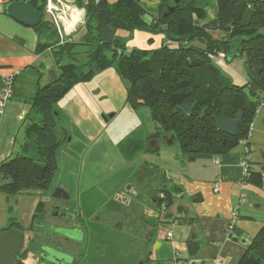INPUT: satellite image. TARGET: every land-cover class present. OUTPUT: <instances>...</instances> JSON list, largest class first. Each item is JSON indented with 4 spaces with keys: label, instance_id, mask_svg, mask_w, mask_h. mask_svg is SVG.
Instances as JSON below:
<instances>
[{
    "label": "trees",
    "instance_id": "obj_1",
    "mask_svg": "<svg viewBox=\"0 0 264 264\" xmlns=\"http://www.w3.org/2000/svg\"><path fill=\"white\" fill-rule=\"evenodd\" d=\"M45 1L31 0L32 5L42 12ZM210 1L177 0L175 3V0H161L158 14L153 16L141 7L140 0H74V4L83 10L79 42L62 43L59 38L50 39L39 42L36 52L42 53L53 47L59 58L70 56L71 50L74 54L87 52L91 64L100 61L108 65L111 60L104 52L111 48L113 56L118 58L116 71L128 82L127 99L130 105L133 108L147 107L154 123V133L147 136L148 149L156 150L157 146L153 148L149 142H159L162 137L171 138L184 154L219 156L240 145L241 155L248 166L244 178L262 186L264 166L260 171H251L247 156L253 120L264 102V98H260V93L264 92V33L261 32L264 29V0H215L217 15L212 20H206L205 8ZM169 7H173V11L168 12ZM46 26L49 30L43 14L35 28L44 32L41 35L47 31ZM118 30L161 31L167 41L153 50L133 49L125 53L117 36ZM213 32L219 37L216 38ZM71 47L74 49L69 50ZM219 52L225 54L224 61L227 63L233 60L228 61L232 54L241 52L245 55L248 83L243 86L234 84L221 73L210 58ZM60 60L57 58L60 78L42 87L37 86L33 97L26 101L31 107L24 130L26 141L21 152L0 163L1 192L50 190L56 169L54 150L59 144L52 125V103L68 88L62 77L72 74L77 79L75 72L78 69L75 63L61 64ZM224 107L227 109L225 113L222 112ZM31 112L39 116L33 117ZM242 140L246 141L245 145L240 143ZM262 155L264 157V150ZM260 164L264 165V162ZM141 171L136 177L138 182L149 176L147 168ZM156 194L152 198L157 206L169 207L172 202L170 193L164 192L163 197H160L161 193ZM47 206V202H40L36 208L43 218ZM112 212L103 211L98 217L106 220ZM115 226L120 230L123 227L119 223ZM13 227L22 231L15 222L0 229ZM152 227H144L149 238L145 240L141 264L152 262ZM227 235L231 240H239L236 222L231 234L227 231ZM20 256V252L15 256V264H21ZM238 264H264V222L247 244Z\"/></svg>",
    "mask_w": 264,
    "mask_h": 264
},
{
    "label": "rangeland",
    "instance_id": "obj_2",
    "mask_svg": "<svg viewBox=\"0 0 264 264\" xmlns=\"http://www.w3.org/2000/svg\"><path fill=\"white\" fill-rule=\"evenodd\" d=\"M208 6L205 8V19L212 20L206 13ZM45 19L49 18L45 15ZM46 21L50 26L49 30L45 27L46 32H51L52 41L57 40L59 34L55 26ZM76 24L80 27L81 23L77 20ZM261 32L264 33V29ZM213 35L219 37L216 32ZM66 36L63 41H73ZM117 36L123 43L125 53L133 49L153 50L167 41L161 31L118 30ZM76 42H79L77 37L72 43ZM71 51L68 57L59 58L57 53L54 55V58L61 59V64L73 62L78 69L75 72L77 79L72 74L62 77L68 88L52 103V125L59 144L54 150L56 169L50 190L12 194L0 191V228L12 222L18 223L23 231L24 244H28L37 233L46 230L42 213L36 212L37 206L51 199V189L60 187L69 195V208L78 211L84 224L85 240L80 247L84 257L78 264H141L140 257L146 246L144 226L154 225L156 233L161 230L162 238L167 232H171L174 241L177 237L176 225L171 221L159 222L148 194L160 185H172L167 176L165 181H161L163 171L178 168L185 155L176 142L170 143L169 138L164 137L156 150L148 149L147 136L154 133V123L147 107L133 108L130 105L127 99L128 82L118 75V58L113 56L111 48L104 52L111 60L108 65L100 61L93 65L87 52L74 54ZM220 54L224 53L211 56L221 73L234 84L243 86L248 83L245 55L227 63L224 58H219ZM60 76V70L52 67L42 76L40 86L58 80ZM245 91L249 92L248 87ZM260 98H264V92L260 93ZM226 111L224 107L222 112ZM31 113L33 117L39 116L38 113ZM249 142L252 165L263 163L264 102L255 114ZM146 160L150 165H145ZM216 160L218 163V158ZM145 168L149 176L138 182V172ZM253 186L257 187L254 184L246 185L250 190H255ZM259 189L264 194V180ZM118 209H124L126 217L110 215L106 220L96 217L103 211ZM35 214L37 218H34ZM118 223L123 225L121 230L114 228ZM181 249L186 251L187 248L182 246Z\"/></svg>",
    "mask_w": 264,
    "mask_h": 264
},
{
    "label": "crops",
    "instance_id": "obj_3",
    "mask_svg": "<svg viewBox=\"0 0 264 264\" xmlns=\"http://www.w3.org/2000/svg\"><path fill=\"white\" fill-rule=\"evenodd\" d=\"M69 1L74 4V0ZM160 4L161 0H140L141 7L153 16L158 14ZM206 13L210 19L216 17L215 0L211 1ZM67 24L69 29L73 25L72 30L70 33L62 32L60 40L63 35H69L66 37L73 40L71 43L76 37L79 41L82 23L80 27L75 20L68 21ZM40 33L44 32L22 25L8 16L4 12V3H0V74H15L11 97L0 111V163L21 152L26 141L24 130L27 115L31 109L26 101L35 94L45 72L52 67L58 69L57 58H54L55 48L49 47L42 53L36 52L39 42L51 39L49 33ZM149 145L158 147L159 142L150 141ZM239 146L219 156L184 154L178 168L163 171L161 181H165L167 176L172 185H160L155 191L151 190L148 197L156 209L159 222L171 221L177 226V237L174 241L172 234L170 238L167 237L171 232H167L162 238L161 230L156 233L155 226L152 225L151 264H238L247 244L264 222V194L259 189L261 186H253L255 190L246 187L253 184L244 178L241 167L243 156ZM249 149L250 154L251 143ZM148 163L146 160L145 165H150ZM263 166L260 163L253 166L250 160L251 171H260ZM215 187L217 191H214ZM160 192H169L172 196L169 207L157 206L154 202L152 195L155 197ZM234 209L238 210L236 229L240 237L236 241L226 235ZM112 211V215L126 217L124 209ZM98 216L99 213L96 217ZM144 238H149L148 231ZM188 243L199 246L194 255H190L187 249H181L182 246L187 248ZM95 254L96 252L93 253Z\"/></svg>",
    "mask_w": 264,
    "mask_h": 264
},
{
    "label": "flooded vegetation",
    "instance_id": "obj_4",
    "mask_svg": "<svg viewBox=\"0 0 264 264\" xmlns=\"http://www.w3.org/2000/svg\"><path fill=\"white\" fill-rule=\"evenodd\" d=\"M68 199L51 198L47 201L46 230L37 233L28 244H24L23 239L21 264H78L84 257L80 249L85 240L84 224L78 211L69 208ZM61 229L81 230L82 239L66 235Z\"/></svg>",
    "mask_w": 264,
    "mask_h": 264
},
{
    "label": "water",
    "instance_id": "obj_5",
    "mask_svg": "<svg viewBox=\"0 0 264 264\" xmlns=\"http://www.w3.org/2000/svg\"><path fill=\"white\" fill-rule=\"evenodd\" d=\"M177 0H175V3ZM173 7L168 8V12L173 11ZM4 12L14 18L22 25L28 27H35L41 20L43 12L38 10L32 5L31 0H9L4 3ZM241 52L232 54L228 57V61L241 56ZM169 142L172 143L171 138ZM51 198L54 199H68V193L60 187L53 190ZM62 233L72 237L82 239L81 230H64ZM23 233L18 228H10L7 230L0 229V264H15L14 258L20 252L23 245ZM199 246L196 244L188 243L187 251L190 255H194Z\"/></svg>",
    "mask_w": 264,
    "mask_h": 264
},
{
    "label": "built area",
    "instance_id": "obj_6",
    "mask_svg": "<svg viewBox=\"0 0 264 264\" xmlns=\"http://www.w3.org/2000/svg\"><path fill=\"white\" fill-rule=\"evenodd\" d=\"M6 1L9 0H0V3H5ZM44 16L46 15L49 19H46L50 22V24L57 30L59 36L62 35V32L64 33H70L71 28L73 25L68 26V21H73L75 15H78L75 18V21L79 20L80 23H83V10L79 9L76 5L73 4V2L69 0H46L45 5H44ZM82 25V24H81ZM65 35L62 36V41L65 38ZM66 42V41H63ZM224 54H220L219 58H224ZM211 59H214L213 56H210ZM218 58V56H217ZM218 58V59H219ZM15 74H7V75H2L0 74V111L2 110L3 106L5 103L8 101L12 94V85L14 81ZM251 132L249 133V135ZM242 145L246 144L245 140H242L240 142ZM244 151H247V147L244 148ZM247 153V152H246ZM217 162V160H216ZM241 167H242V172L243 175H246L248 173V166L246 159L243 157L242 162H241ZM214 191H217V188H214ZM163 193L160 194V197H163ZM244 196V194H242ZM164 207V205H162ZM237 209H234L231 212V218L227 226V231L228 233L231 234L233 224H235L237 220ZM226 231V235H227ZM228 236V235H227ZM167 237H171V233L167 234Z\"/></svg>",
    "mask_w": 264,
    "mask_h": 264
}]
</instances>
